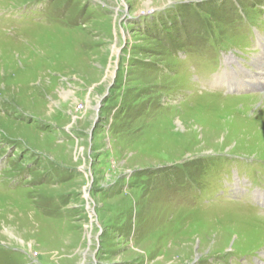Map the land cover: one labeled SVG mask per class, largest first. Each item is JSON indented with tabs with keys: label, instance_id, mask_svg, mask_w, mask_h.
<instances>
[{
	"label": "rangeland",
	"instance_id": "1",
	"mask_svg": "<svg viewBox=\"0 0 264 264\" xmlns=\"http://www.w3.org/2000/svg\"><path fill=\"white\" fill-rule=\"evenodd\" d=\"M259 41L264 0H0V264H264V90L215 82Z\"/></svg>",
	"mask_w": 264,
	"mask_h": 264
},
{
	"label": "bare ground",
	"instance_id": "2",
	"mask_svg": "<svg viewBox=\"0 0 264 264\" xmlns=\"http://www.w3.org/2000/svg\"><path fill=\"white\" fill-rule=\"evenodd\" d=\"M80 252V251H79Z\"/></svg>",
	"mask_w": 264,
	"mask_h": 264
}]
</instances>
